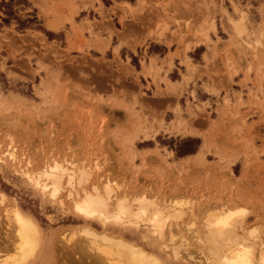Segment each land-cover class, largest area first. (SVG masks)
I'll return each instance as SVG.
<instances>
[{"label": "rangeland", "instance_id": "rangeland-1", "mask_svg": "<svg viewBox=\"0 0 264 264\" xmlns=\"http://www.w3.org/2000/svg\"><path fill=\"white\" fill-rule=\"evenodd\" d=\"M45 17H55L62 24L68 23L67 27L58 33L49 31ZM237 21L245 31L242 26L239 29ZM262 36L264 0H0V151L11 144L24 163L31 161V169L40 168L50 159L52 164L56 161L92 170L87 188L99 177L100 181L111 179L118 185V193L126 194L133 205L146 198L156 207L159 204L156 210L163 214H170L172 209L164 208L174 204L185 213L181 219L167 220L166 227L174 229L176 236L170 243L165 237L153 236L145 220L124 233L110 230L100 222L82 220L66 192L53 202L49 192L46 195L41 187H35L36 175L18 173L9 161H0V193L6 197L0 204V240L5 241L3 233L9 229L6 211L16 206L40 231L41 247L29 264H61L62 241L84 225L99 235L106 229L123 234L152 249L168 264H186L174 261L161 246L184 243L197 261L205 260L209 253L206 223L216 214L244 209L247 215L235 221L237 232L249 237L255 251H261ZM111 37L113 44L120 40L114 52L112 48L106 51ZM163 43L177 47L164 63L171 66L173 56L184 53L187 70L194 68L195 76L182 77L183 82L188 79L185 83L169 84L166 80L163 90L156 83V72L162 68L156 69V60L152 59L145 76L153 78L156 91L148 81L139 79L126 57L138 45L143 50L151 45L153 52L154 44ZM122 44L129 49L118 55ZM198 45L202 47L193 55L194 66L186 53ZM204 48L210 52L202 61ZM132 64L139 68L138 58L133 56ZM142 64L146 66L144 60ZM203 74L208 76L214 93L223 91L214 104L201 102V90L196 95L195 89L204 86V81L197 85L196 79ZM239 74L241 80L236 81L240 85H235L234 78ZM177 77L172 75V79ZM190 82H194L192 90L188 88ZM185 88L188 93L182 97ZM162 94L169 97L156 99ZM198 120L202 125L196 124ZM188 127L209 135L207 143L202 146L201 137L171 135L173 129L189 134ZM156 145L174 150L176 160H169ZM187 151L191 153L185 154ZM152 207L148 213L154 211ZM53 240L59 247L51 262L47 257ZM94 240L83 239L82 243L94 255L117 259L100 239H96L99 244ZM0 254L2 259L3 252Z\"/></svg>", "mask_w": 264, "mask_h": 264}, {"label": "bare ground", "instance_id": "bare-ground-1", "mask_svg": "<svg viewBox=\"0 0 264 264\" xmlns=\"http://www.w3.org/2000/svg\"><path fill=\"white\" fill-rule=\"evenodd\" d=\"M238 22H239V26H240L239 29L243 28V30H244L243 24L240 23V21H237V23ZM213 24L214 23L212 22L211 26ZM237 25L235 26L236 27L235 31H237L236 29H238ZM241 26H242V28H241ZM228 32H229V30H228ZM237 32H239V31H237ZM240 32H241V30H240ZM121 38H120V40L125 39V37L122 39ZM135 42L134 43L131 42L130 44H132V43L135 44ZM127 44L129 45V41L127 42ZM197 44H199V43H197ZM134 47H132V48H134ZM192 70H194V68ZM188 78H190V77H188ZM187 80L188 79H186L185 82ZM185 82H183V83H185ZM181 86H182V84H181ZM185 87H186V84H185ZM172 88L173 87H171V90H172ZM178 89H180V88H178ZM12 143H13V140H12ZM49 160L50 159L44 161L43 165H41L40 168L31 169L29 167V165H31V161L27 160L24 163L23 157L17 153V149H15V147H13L11 144L5 150L0 151V161H2L4 163L9 161L12 164V166L15 168L16 172H18V173H20V172L25 173V174L32 173V174L36 175V177H35L36 182L39 183L40 187L43 190L45 189V187H47L48 192L51 194L52 187L55 185V186L59 187V192L57 194V198L62 196L63 192H66V195L68 197H69V194H71V200L73 202L74 210H75V204L77 202H82L83 193L85 191L91 192V190L93 188H95V189H98L100 191L101 195H103L107 199V205L108 206L104 210L106 214L117 211L118 205L120 204L121 201L125 202L124 207L131 213V215H129L127 217V223L125 225L117 226L114 223H106V222L102 221L99 217H96V218L85 217V216L77 213L75 210V212L78 214V216H80L82 218V220H84L85 222H100L103 225V227H105V228L108 227V229H110V230H114V231L119 230L120 232L124 233L125 232L124 230H127V228H129V227L134 228L135 227L134 225L136 223V219H135L136 213H139L141 211L149 212V210L151 209L150 207H152L154 205V207H152V209L153 208H155V209H154V211L150 212V215H148V217H147V221H151V219L154 216H156L157 213H159L161 222L163 224L164 237L167 240H169V243L175 241V239H173V237L176 238L175 233L173 232L174 229L166 227V222L168 223V221L171 219H181L185 215L184 211L181 210V208L179 209V208H176V206L174 207L175 204L172 205L171 207L169 206L167 208H164V209H168V210L172 209V212L170 214H163V212L161 210H156V208L158 207L159 204H157V207H156L154 202L147 201L146 198H143L141 201H139L137 206L133 205V202L129 201V198L126 196V194L118 193L117 190L119 189V187L111 179H106L105 181H100L99 179L101 177H99L98 182L96 181V182L92 183L89 186V188H87V187H85V184H87L89 182L91 175L93 173V172L92 173L90 172L92 170H87L86 168H83V167H80V168L77 167L76 168V167H73V165H62V164H60V162H56V161H54V163L52 164V163H50L51 160H50V162H49ZM56 165H59L60 168L62 169V171L54 172L53 169L56 167ZM96 167H98V166H96ZM93 170L95 171V169H93ZM69 177H71V179H72L71 185H69V182H68ZM82 177H83V184L81 183ZM106 187L108 189L107 192L104 191V189ZM131 201H133V200H131ZM169 205H171V204H169ZM176 205L183 206V204L179 203V202H176ZM14 209H18L20 211L21 215L23 217H25L26 219L30 220L32 222V224H34L36 229L38 230L36 223L30 217L25 215L18 207L13 206L10 209V211L7 210L6 211V217H7L9 229L7 228L8 232L3 233L4 238L6 236L5 241L0 240V253L3 252V256L14 254L15 253V245L19 242V238L17 237L16 232L19 231L20 229H19V226L17 225V223L15 221V215L13 214ZM224 212H226V211H224ZM228 212H231V211H228ZM220 216L221 215L216 214V215L212 216V218H210V220L206 223L207 228H208L206 235L208 238L206 237L205 240L207 242L209 253H208V256L206 255L205 260L200 259L197 261L196 257H194L193 255H190L192 250L189 251L190 248L183 246L184 243L182 245L179 244V246L178 245L170 246L168 244L165 245L163 243L164 246H161V247H163V250H165V252L168 254V256L171 257L174 261L175 260H181L183 263H186V264L188 263L187 261H190V262L193 261L195 264H217V261L221 260L223 258V254L226 251H228V246L226 245L225 240L220 239V237L217 234L219 230L216 229L215 227H212V225L215 224V221ZM143 220H145V219L143 217H141L140 221H143ZM149 224H150V228L152 229L151 223H149ZM79 228H80L79 231L74 233L72 235V237L71 236L66 237L65 240H63V238H62L63 243L61 244L60 248L62 249L64 247L67 250L64 251V248H63V253L61 255H59L60 258L62 257L64 260L63 262H60L61 264H125L128 257H127L125 250L120 247L121 244H125V245L135 247V248H140L141 250L145 249L143 246L136 244V243L128 240L127 238H125V236L123 234L117 235L116 233L108 232V230L106 229L105 231L100 232L101 234L99 235V234H96L94 232L97 230H93L88 225H84L81 227L79 226ZM38 232H40V231L38 230ZM85 232L88 233V235H84L83 233H85ZM244 232H246V231H244ZM5 233H7V234H5ZM80 237L83 239H87V240L95 239L94 241H92L93 243L95 241H97L96 239H100L101 243H104L103 246L106 245L108 247V250L111 252V254L114 253L113 255L117 256V257H115L117 259H112V257L110 259V258H108V256H106V258H107L106 259L105 257L101 256L100 253H99V255H94L95 253L93 254L92 251L88 248V246L86 244L82 243L83 239L80 240ZM156 237H158V236H156ZM226 237H229L234 242L232 247H235V242L238 241L239 243L243 244L244 247L251 249L254 264H260L261 257H264V247L261 249V251L256 247V249H258L260 251L259 252L257 250L259 252V254H257V251H255V246H254L255 244L248 239L249 237L246 238L245 236L240 235L237 232V228H236L235 224H234L232 229L226 230ZM36 239H37V248H36L34 255H32L30 257L29 263L35 258V255L37 254L38 249L41 247L40 235H38V237ZM77 239H79L78 241H80V243L77 241ZM149 239H150V237H149ZM100 241H97L98 244ZM202 241H204V240H202ZM1 243H2V245H1ZM57 243H58V241L55 242L53 240V242H51V244H50V251L48 252L49 257H47V260H49L51 262L54 261V259H56V250H58L57 247H59V246H57ZM76 243H77V245H76ZM197 244H199V243H197ZM93 249H95V248H93ZM95 252H97V251L95 250ZM183 252H185V253H183ZM102 255H103V253H102ZM186 255H187V257H186ZM188 256L190 259L188 258ZM158 258H160V257L158 256ZM116 260H118V261H116ZM122 262H124V263H122ZM163 262H164V264H168L165 261H163Z\"/></svg>", "mask_w": 264, "mask_h": 264}, {"label": "snow or ice", "instance_id": "snow-or-ice-1", "mask_svg": "<svg viewBox=\"0 0 264 264\" xmlns=\"http://www.w3.org/2000/svg\"><path fill=\"white\" fill-rule=\"evenodd\" d=\"M264 38V36H262ZM251 47V45H249ZM75 167V165H73ZM54 172L62 171L59 165L53 169ZM69 185L72 184V179L69 177ZM83 184V177L81 180ZM37 189L40 188L39 183L35 184ZM105 192L108 191L107 187L104 189ZM45 194L47 195L48 188L44 189ZM59 192L58 186H53L51 191V199L55 202L57 194ZM69 198L71 199V194H69ZM6 200V197L3 193H0V204H3ZM125 202L121 201L118 205V210L112 213H105V209L107 208V199L101 195L98 189L93 188L91 192L85 191L83 193L82 202H77L75 204V210L77 213L89 217L96 218L99 217L102 221L106 223H114L117 226L125 225L127 223V217L131 215V213L124 207ZM13 214L15 215V221L19 226V231L16 232L17 237L19 238V242L15 245V253L7 256H3L0 259V264H29L30 257L34 255L37 248V237L39 235L38 230L35 225L25 217H23L18 209L13 210ZM150 213L146 211H141L135 214V227H139V221L141 217H143L147 221V217ZM247 212L244 209H238L235 212H228L226 214H222L216 221L212 227L218 229V236L220 239L225 240L226 245L228 246V251L223 254V258L217 261V264H254V260L252 257L251 249L244 247L243 244L238 241L235 242V247H232L233 241L226 237V230H230L233 228L235 221L238 218L246 216ZM151 223L152 229L151 234L153 236H159L161 239L164 238V230L163 224L160 219V214L157 213L151 221H147ZM255 229H253V233ZM84 235H88V233H83ZM175 239V237H173ZM127 254V260L125 264H164L162 259L158 258V255L152 250L145 248L141 250L140 248L131 247L125 244L120 245ZM2 255V254H0ZM260 264H264V257H261Z\"/></svg>", "mask_w": 264, "mask_h": 264}, {"label": "crops", "instance_id": "crops-1", "mask_svg": "<svg viewBox=\"0 0 264 264\" xmlns=\"http://www.w3.org/2000/svg\"><path fill=\"white\" fill-rule=\"evenodd\" d=\"M44 25L45 27L52 32L58 33L63 31L66 27L68 23L62 24L57 18L55 17H45L44 18ZM51 25H54L55 27H52ZM72 34V31L70 32ZM104 37V36H103ZM108 38V37H107ZM113 40L114 37H111V39L109 40V44L106 51L110 48H112V52H114V49L119 45L120 40L118 39L116 44H113ZM151 46V45H150ZM150 46L146 47L144 50L142 48V46H137L135 50L130 49V53L128 55V57H126L127 59L130 60V65L132 68H134L136 70V72L139 73V79L142 80H146L148 81V83L150 84V87L154 90L157 91V85L155 86V84L153 83V78L148 76H145L146 73V69H148L149 67H151V60L154 59L156 60V69L157 68H162V71H160L159 73L156 72V83L160 84L161 89L165 90V86L166 83L164 81H168L170 84H175V83H182L184 80L182 79V77L184 78V76H190L192 73V70H187L186 64L187 63L185 61V55L184 53L180 54L179 56H173L172 58V64L171 66L169 64L164 63L165 60H169V55L176 53L177 52V47L175 44L172 45H168V43H163V44H154V47H156V51L151 52L150 51ZM203 47H206L205 44L202 45ZM201 45H198L197 47H194L193 49H191L189 52L187 51L186 56L189 58L190 62L192 65L196 66V62L193 58V55L196 54L202 47ZM128 48L129 47L126 44H122L118 50V55L121 54L122 50ZM205 49V48H204ZM208 49V48H207ZM207 49H205L202 55H200V59H202V61H204V57L205 55L209 54L210 51H208ZM105 51V52H106ZM136 57L138 58V64L139 68L135 67L132 64V57ZM143 60L146 62V66H143ZM155 66H153V70L155 69ZM204 66V65H201ZM146 68V69H145ZM150 69V68H149ZM149 71V70H148ZM176 74L178 77V79H172V75ZM193 75V74H192ZM195 76V75H193ZM237 79L241 80V74H239L238 76H236L234 78V83L235 85H240V81H236ZM197 80V85L199 84V81H204V86H202V88L197 87L195 89L196 95L199 96V90H201L202 96L204 97L203 99H201V102H209L210 104H214L215 100L218 99L221 95H223V91H220L218 94L213 92V87L211 86V83L208 79V76L206 74H203L201 79H196ZM193 84L194 82H190L188 84V88L190 90L193 89ZM188 88H185L182 91V97L186 96V93H188ZM234 88V87H233ZM166 94H162V95H158L156 97V99L161 100L163 97H169V96H165ZM167 99V98H165ZM169 112L166 113V115H168ZM185 119V118H184ZM188 119H190L188 117ZM175 120V119H174ZM186 120V119H185ZM203 121L202 120H198L196 122L197 125H202ZM174 126H176V123L173 124ZM170 128H172V126H170ZM183 130V129H181ZM186 132H188L189 134H181L178 133V131L173 129V132L171 135L174 136H180V137H187V136H191V137H201L202 138V146L207 143L208 141V136L209 135H205V134H201L200 132H202L199 128L196 127H188L186 128ZM191 132V133H190ZM206 136V137H203ZM206 138V139H205ZM156 149H159L161 154H165L167 153L169 155V160H176V152L172 149H169L166 146L163 145H156ZM179 161H184L183 159H178Z\"/></svg>", "mask_w": 264, "mask_h": 264}, {"label": "trees", "instance_id": "trees-1", "mask_svg": "<svg viewBox=\"0 0 264 264\" xmlns=\"http://www.w3.org/2000/svg\"><path fill=\"white\" fill-rule=\"evenodd\" d=\"M185 154H189V153H191L190 151H187V152H184Z\"/></svg>", "mask_w": 264, "mask_h": 264}]
</instances>
